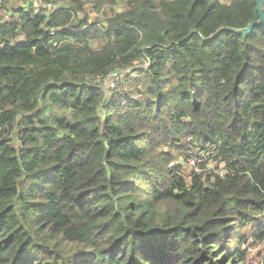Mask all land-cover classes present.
Wrapping results in <instances>:
<instances>
[{
    "label": "trees",
    "instance_id": "1",
    "mask_svg": "<svg viewBox=\"0 0 264 264\" xmlns=\"http://www.w3.org/2000/svg\"><path fill=\"white\" fill-rule=\"evenodd\" d=\"M124 1L103 22L80 0L0 17V264H252L264 27L205 38L257 0ZM146 60L138 97L99 83ZM193 140L187 176L174 151Z\"/></svg>",
    "mask_w": 264,
    "mask_h": 264
},
{
    "label": "rangeland",
    "instance_id": "2",
    "mask_svg": "<svg viewBox=\"0 0 264 264\" xmlns=\"http://www.w3.org/2000/svg\"><path fill=\"white\" fill-rule=\"evenodd\" d=\"M35 0H0V17L9 18L10 13L14 7L24 6L27 8L30 5V2ZM85 3L86 13H89L90 21H101L103 22L107 15L113 13L114 11H123L124 9V0H80ZM231 1V0H227ZM97 47H101L104 45V41L95 42ZM137 64V63H136ZM136 74L134 73V69L128 67L126 71L119 72L116 71L109 75L106 79H100L101 84L110 88V84L114 82L115 88L114 90L110 89V92L116 91H132L135 96L138 95L137 89L134 88V82L131 79L136 78ZM131 78V79H129ZM184 140V139H183ZM184 144H189L192 140L190 138H186ZM180 142V144H182ZM199 143L196 140H193L192 143V151H186L184 147L181 148L180 151H174L175 159H177L185 171V174L188 176L191 172L195 170L197 167L199 159L200 150ZM166 150L168 148H165ZM196 160L193 164L192 161ZM203 160V159H202ZM201 160V161H202ZM210 169V168H208ZM253 226L249 225L244 229V234L249 237L248 242L244 245L249 249V260L252 264H264V243L255 244L252 239Z\"/></svg>",
    "mask_w": 264,
    "mask_h": 264
},
{
    "label": "water",
    "instance_id": "3",
    "mask_svg": "<svg viewBox=\"0 0 264 264\" xmlns=\"http://www.w3.org/2000/svg\"><path fill=\"white\" fill-rule=\"evenodd\" d=\"M36 4V3H35ZM257 11H258V19L252 20L249 22L245 27L241 28H235V27H229V26H223L218 28L214 33H212L210 36L206 37V40H210L214 37H216L220 32L223 30L233 31L238 34H242L243 36H248L253 32L254 27H264V0H257Z\"/></svg>",
    "mask_w": 264,
    "mask_h": 264
},
{
    "label": "built area",
    "instance_id": "4",
    "mask_svg": "<svg viewBox=\"0 0 264 264\" xmlns=\"http://www.w3.org/2000/svg\"><path fill=\"white\" fill-rule=\"evenodd\" d=\"M49 8H51L52 7V5H49L48 6ZM149 65V61L148 60H146L145 61V63L141 66L140 65V63H138L136 66H134L133 68H131V69H134V73L137 75V71H136V69L138 68V66H140V67H146V66H148ZM115 83L114 82H112L111 84H110V88L109 87H107V86H105L106 88H109V89H112V90H114V88H115ZM138 96H140V95H137L136 97H138ZM192 163L194 164L195 162L194 161H192Z\"/></svg>",
    "mask_w": 264,
    "mask_h": 264
}]
</instances>
